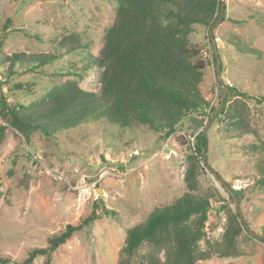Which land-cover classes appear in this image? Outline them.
<instances>
[{"label": "rangeland", "instance_id": "374dc122", "mask_svg": "<svg viewBox=\"0 0 264 264\" xmlns=\"http://www.w3.org/2000/svg\"><path fill=\"white\" fill-rule=\"evenodd\" d=\"M224 2V19L213 30L214 39L201 25L191 36L208 62L200 88L214 108H220L229 86L255 98L264 96V0ZM116 10L117 4L109 0H0V46L5 53L59 56L36 71L17 67L18 73L2 89L9 101L28 105L55 85L76 78L74 74H83L84 89L99 93L101 70L83 68L99 53ZM73 31L88 44L82 52L67 53L58 45L62 34ZM231 38L261 49L262 54L239 52ZM216 47L220 76L213 57ZM6 68L0 63L2 80ZM16 82L31 85L13 90ZM248 107L251 124L264 142V101L250 99ZM217 115L208 130V163L232 188L243 190L240 209L250 230H244L241 256H213L199 264H264V189L257 183L262 174L255 168L257 154L248 147L259 138L253 133L240 135ZM190 132L187 121L170 136L143 125L88 123L51 137L34 132L27 139L10 126L0 144V256L10 258L9 264L21 262L29 249L48 245L50 235L79 223L97 208L102 218L63 244L54 253L53 264H117L127 230L185 191L188 143L180 135L192 141ZM199 179L203 192L216 197L206 223L208 237L216 240L226 222L220 205L229 196L209 169L201 171ZM142 248L147 251V244ZM32 264H44V257Z\"/></svg>", "mask_w": 264, "mask_h": 264}, {"label": "trees", "instance_id": "16d2710c", "mask_svg": "<svg viewBox=\"0 0 264 264\" xmlns=\"http://www.w3.org/2000/svg\"><path fill=\"white\" fill-rule=\"evenodd\" d=\"M109 1L117 4L115 21L104 35L99 53L83 68L101 70L99 93L84 89L80 84L83 74H74L76 78L55 85L28 105H14L2 89L10 83L9 78L18 73L17 67L36 71L59 56L7 54L0 46V63L7 64L5 79H0V144L10 126L27 139L34 132L51 137L88 123L123 128L143 125L170 136L187 121L193 140L186 142L180 135L182 141L188 143L183 176L185 191L172 203L153 209L143 221L127 230L117 264H199L213 256H241L243 233L249 230L237 207V201L242 203L244 199L243 190L232 188L228 182L222 185L229 196L220 205L226 222L221 236L215 240L208 237L206 223L216 197L203 192L199 179L201 171L209 169L220 180L208 163L209 137L204 133L208 122L218 114L240 135L253 133L259 138V142L248 147L257 154L255 168L262 174L257 183L260 190L264 189V142L251 124L248 107L250 99L262 103L264 96L255 98L237 86H229V94L220 109L211 106L200 88L208 62L201 56L202 48L192 43L191 36L196 25L210 32L217 29L225 15L223 0ZM230 42L239 52L262 54L259 48L232 38ZM58 45L67 53L88 48L76 31L62 34ZM213 57L218 72L216 53ZM30 85L16 82L11 88L25 89ZM233 96L236 98L231 101ZM232 203L236 204L234 208ZM100 218L95 208L79 223H69L50 235L48 245L29 249L23 261L13 264H32L40 256L44 257V264H53V255L63 244ZM262 240L264 242V236ZM203 241L205 246H202ZM144 244L148 246L147 251H143ZM11 262L10 258L0 256V264Z\"/></svg>", "mask_w": 264, "mask_h": 264}, {"label": "water", "instance_id": "95a60500", "mask_svg": "<svg viewBox=\"0 0 264 264\" xmlns=\"http://www.w3.org/2000/svg\"><path fill=\"white\" fill-rule=\"evenodd\" d=\"M224 7H225V2H224V0H223V2H222V11L224 10ZM224 16V14L222 15V17ZM222 20V18L220 19V21ZM210 35L212 36V38L214 39V34H213V32L211 31L210 32ZM215 51H216V55H217V58H218V74H219V76H220V67H221V59H220V56H219V54H218V51H217V47L215 48ZM226 93H227V87H225V89H224V93H223V98H222V101H221V106H220V109L224 106V98L226 97ZM213 120H214V117H212V119L210 120V122L206 125V127L204 128V133H208V130H209V127H210V124L213 122ZM204 155H206V152H204ZM220 181H221V183L222 184H224V180L222 179V178H220ZM98 190H99V193H100V195L101 196H103V191L100 189V188H98ZM237 207H238V211H239V213L241 214V216H242V218L244 219V216H243V213H242V211H241V209H240V203L237 201ZM245 220V219H244ZM247 227L249 228V230H250V227L248 226V224H247ZM263 236H261V238H262Z\"/></svg>", "mask_w": 264, "mask_h": 264}]
</instances>
